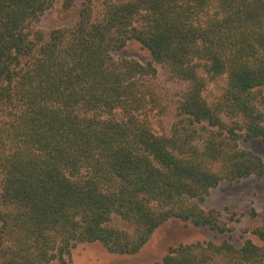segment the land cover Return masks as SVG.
Segmentation results:
<instances>
[{
    "label": "trees",
    "instance_id": "16d2710c",
    "mask_svg": "<svg viewBox=\"0 0 264 264\" xmlns=\"http://www.w3.org/2000/svg\"><path fill=\"white\" fill-rule=\"evenodd\" d=\"M57 1L0 0V264H74L81 242L135 254L171 219L228 231L202 203L264 173L239 145L264 139V0H61L72 22L42 28ZM130 40L152 60L115 58ZM157 63L188 83L163 133ZM157 264H264V244H179Z\"/></svg>",
    "mask_w": 264,
    "mask_h": 264
},
{
    "label": "rangeland",
    "instance_id": "374dc122",
    "mask_svg": "<svg viewBox=\"0 0 264 264\" xmlns=\"http://www.w3.org/2000/svg\"><path fill=\"white\" fill-rule=\"evenodd\" d=\"M61 0L43 17L39 25L49 29L67 25L72 22L71 16L60 11ZM115 58H132L142 64L152 60V56L140 42L130 40L121 50L113 52ZM157 81L164 88L167 111L153 119V128L159 133L169 132L176 117V107L186 91L185 80L172 78L169 70L157 63ZM226 88V78L209 80L204 95L208 102L214 103ZM264 112V106L261 107ZM239 145L259 156L264 161V139L241 138ZM207 210H216L222 221L229 227L228 231L219 233L208 226H197L179 219H171L158 227L149 241L135 254H116L109 252L100 242L77 243L71 250L70 259L74 264H157L162 261L171 247L197 241H221L228 238L235 245L241 246L246 239L257 244H264L252 230L264 227V173L248 177L222 180L212 188L202 203ZM114 222L123 228L131 226L119 217Z\"/></svg>",
    "mask_w": 264,
    "mask_h": 264
}]
</instances>
